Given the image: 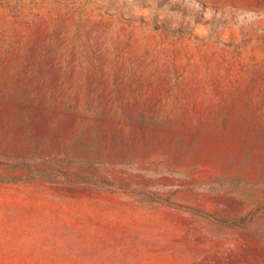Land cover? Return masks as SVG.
Returning <instances> with one entry per match:
<instances>
[{"label":"rangeland","instance_id":"1","mask_svg":"<svg viewBox=\"0 0 264 264\" xmlns=\"http://www.w3.org/2000/svg\"><path fill=\"white\" fill-rule=\"evenodd\" d=\"M0 264H264V0H0Z\"/></svg>","mask_w":264,"mask_h":264}]
</instances>
